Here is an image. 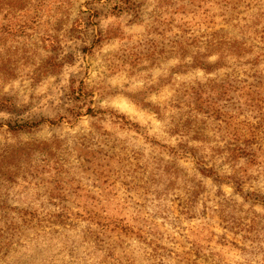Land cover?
I'll return each instance as SVG.
<instances>
[{
    "label": "rangeland",
    "instance_id": "1",
    "mask_svg": "<svg viewBox=\"0 0 264 264\" xmlns=\"http://www.w3.org/2000/svg\"><path fill=\"white\" fill-rule=\"evenodd\" d=\"M0 264H264V0H0Z\"/></svg>",
    "mask_w": 264,
    "mask_h": 264
},
{
    "label": "trees",
    "instance_id": "2",
    "mask_svg": "<svg viewBox=\"0 0 264 264\" xmlns=\"http://www.w3.org/2000/svg\"><path fill=\"white\" fill-rule=\"evenodd\" d=\"M201 67H203V68H206L207 66H202V65H200ZM35 124V123H34ZM33 124V125H34ZM9 125V127H10V129L12 130V129H17V128H14L13 126H11L10 124H8ZM32 125V126H33ZM31 125L30 124H28V123H25V124H21V125H19V127L20 128H22V127H30Z\"/></svg>",
    "mask_w": 264,
    "mask_h": 264
}]
</instances>
